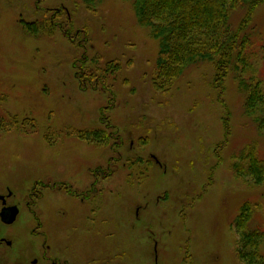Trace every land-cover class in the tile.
I'll use <instances>...</instances> for the list:
<instances>
[{
    "label": "rangeland",
    "instance_id": "rangeland-1",
    "mask_svg": "<svg viewBox=\"0 0 264 264\" xmlns=\"http://www.w3.org/2000/svg\"><path fill=\"white\" fill-rule=\"evenodd\" d=\"M241 37L257 75L199 60L164 91L128 0H0V112L20 119L0 131V195L21 210L0 217V264H243L244 206L264 228V181L237 172L250 146L264 159L246 89L264 84V3Z\"/></svg>",
    "mask_w": 264,
    "mask_h": 264
},
{
    "label": "trees",
    "instance_id": "trees-1",
    "mask_svg": "<svg viewBox=\"0 0 264 264\" xmlns=\"http://www.w3.org/2000/svg\"><path fill=\"white\" fill-rule=\"evenodd\" d=\"M80 1L92 12H95L104 2V0ZM128 1L131 2L139 23L159 41V57L153 81L154 86H158L159 89L165 91L170 88L172 80L179 77L191 63L199 60L217 62L219 68L224 70H229L231 66H234L237 71L246 72L248 70L251 74L257 72L247 53L242 54L250 49L249 42L251 41L243 43L241 34L249 28L254 11L264 3V0ZM240 11L246 15L243 25L235 30L231 19L234 12ZM69 20L72 23V20ZM35 24L26 22L25 27L30 31V28ZM38 29L40 30L41 26ZM33 32L37 31L33 29ZM245 44H247L246 48ZM251 80L259 79L253 74ZM257 82L255 83L257 84V94H252L249 85H247L246 89L250 90L247 92V111L255 116L259 129L264 130V84L261 83V80ZM19 120L17 116L13 115L8 119L0 112V131ZM241 160L245 166L241 169L237 167L238 173L254 176L258 180L264 181V159L259 156L254 146L244 150ZM254 215V207L247 205L244 206L242 215L237 219L239 228L238 254L243 264H264L262 252L264 228H250Z\"/></svg>",
    "mask_w": 264,
    "mask_h": 264
},
{
    "label": "water",
    "instance_id": "water-1",
    "mask_svg": "<svg viewBox=\"0 0 264 264\" xmlns=\"http://www.w3.org/2000/svg\"><path fill=\"white\" fill-rule=\"evenodd\" d=\"M0 200H3V204L6 203V197L4 195H0ZM20 213V209L17 205L10 207H3L0 215L2 220L7 224H13ZM10 243V241H9Z\"/></svg>",
    "mask_w": 264,
    "mask_h": 264
},
{
    "label": "flooded vegetation",
    "instance_id": "flooded-vegetation-1",
    "mask_svg": "<svg viewBox=\"0 0 264 264\" xmlns=\"http://www.w3.org/2000/svg\"><path fill=\"white\" fill-rule=\"evenodd\" d=\"M92 131V130H91ZM13 194H11V192H10V195L8 194V196H5L6 197V203L5 204H3V200H0L1 202H2V206L3 207H10V206H15V205H8V198L9 197H11ZM18 206V205H17ZM3 207H2V209H3ZM19 207V206H18ZM2 209H1V211H2ZM20 209V208H19ZM20 212H21V210H20ZM1 213V212H0ZM19 215H20V213H19ZM18 215V216H19ZM0 217H1V215H0ZM17 219H18V217H17ZM1 220H2V217H1ZM3 221V220H2ZM17 221V220H16ZM15 221V222H16ZM4 222V221H3ZM14 222V223H15ZM5 223V222H4ZM5 224H7V223H5ZM8 225V224H7ZM97 231H96V228L95 229H92V231H91V233H96ZM2 241L3 242H6L7 243V245H9V246H12L13 245V241L12 240H7V239H2ZM9 241H10V243H9ZM67 248V246L65 247V249ZM66 252H68L67 250H66ZM61 259H58V260H56V259H53V258H51V259H49V258H47V260L45 259V261H60ZM64 261H71V260H69L68 258L67 259H64ZM33 262L36 264V263H38V259H34L33 260Z\"/></svg>",
    "mask_w": 264,
    "mask_h": 264
}]
</instances>
